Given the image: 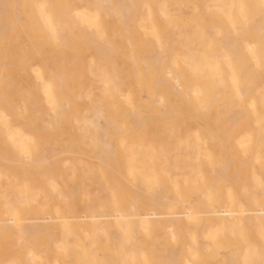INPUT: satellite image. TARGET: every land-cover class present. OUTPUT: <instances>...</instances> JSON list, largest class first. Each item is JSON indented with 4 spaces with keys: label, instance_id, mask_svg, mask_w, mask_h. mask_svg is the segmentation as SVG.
Listing matches in <instances>:
<instances>
[{
    "label": "bare ground",
    "instance_id": "bare-ground-1",
    "mask_svg": "<svg viewBox=\"0 0 264 264\" xmlns=\"http://www.w3.org/2000/svg\"><path fill=\"white\" fill-rule=\"evenodd\" d=\"M0 264H264V0H0Z\"/></svg>",
    "mask_w": 264,
    "mask_h": 264
}]
</instances>
